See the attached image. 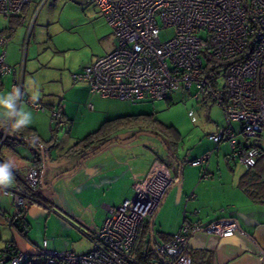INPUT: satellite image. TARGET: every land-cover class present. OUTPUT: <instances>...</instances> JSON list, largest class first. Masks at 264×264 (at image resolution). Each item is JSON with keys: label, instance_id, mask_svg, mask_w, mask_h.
Wrapping results in <instances>:
<instances>
[{"label": "built area", "instance_id": "built-area-1", "mask_svg": "<svg viewBox=\"0 0 264 264\" xmlns=\"http://www.w3.org/2000/svg\"><path fill=\"white\" fill-rule=\"evenodd\" d=\"M31 0H0V14L15 16ZM111 25L116 46L110 52L71 74L74 82H84L90 92L105 98L127 100H164L172 92H190L197 101L209 100L222 106L225 123L209 138L216 144L227 141L229 158H239L246 166L256 163L258 150L244 142L264 133V0H91ZM172 27V37L162 40L161 29ZM7 40L0 36V77L16 74L11 90L23 91V72L18 74L5 62L3 49ZM237 57L223 67H214L213 59ZM23 99V97H22ZM35 110L46 105L26 99ZM55 128L63 127L62 112L51 106ZM238 123V128L233 124ZM8 128L1 132L0 144ZM37 140V139H36ZM54 140L45 144L37 140V149L45 160ZM213 149V150H214ZM211 151L191 161L205 163ZM158 169V172L153 173ZM155 170V171H156ZM40 169L31 165L24 183L14 189H2L11 196L13 212L5 222L18 233L23 212L37 199ZM204 177L207 175L204 174ZM174 177L165 166L157 165L143 181L134 184V194L117 206H107L102 225L93 232L94 248L77 255L67 249L35 247V254L19 250L6 241L0 247V264H192L189 238L204 228L207 234L221 237L238 231L233 219H222L204 227L184 220L178 231L164 242L150 238L141 241L143 231ZM196 213V210L192 212ZM149 235V233H148ZM34 256H37L36 259ZM261 264L264 253L260 252Z\"/></svg>", "mask_w": 264, "mask_h": 264}, {"label": "rangeland", "instance_id": "rangeland-1", "mask_svg": "<svg viewBox=\"0 0 264 264\" xmlns=\"http://www.w3.org/2000/svg\"><path fill=\"white\" fill-rule=\"evenodd\" d=\"M2 33L10 37H5ZM174 33V28L168 27L161 29L160 37L166 40ZM0 35L7 40L3 48L6 52L5 62L17 72L24 73L25 94L21 107L44 122L48 117L52 129H55V121L51 119V108L47 104H52L51 101L61 103L67 111L68 126L58 127L57 137L54 139L56 145L52 146L51 150L55 148L57 151L60 149L64 151L77 139L98 129L107 119H112L107 126L110 130H117L116 134L120 140L128 139L139 131L156 133L157 138L140 134L122 145L127 146L125 154L132 155L140 167L152 163L157 151H165L164 148L171 150L177 157L179 163L174 162L178 168L186 165L191 167L192 158L215 147L216 144L209 135L215 133L218 127L225 123L222 106L216 103L206 99L197 101L190 92L182 91L172 92L170 101L143 100L132 103L102 97L90 92L86 83L72 80L73 72L110 52L116 46L111 25L93 1L31 0L16 16L0 14ZM10 58L14 59L15 65L9 63ZM30 82L34 83L30 85ZM29 87H33V90L38 89L40 93L38 100L46 105L45 111H35L27 103L26 99L31 96ZM0 94H7V91L2 90ZM54 107L57 108L56 105ZM138 114H143L142 116L147 118L140 120L138 116L136 118L126 116ZM151 118L153 121L157 120L158 124L152 125ZM140 124L152 126H148L149 130H141L137 126ZM233 125L238 128L239 124ZM44 127L42 137L47 140L51 133L48 127L45 125ZM239 138L244 141L241 135H238L237 139ZM244 143L264 146V140H258L257 137L249 138ZM225 153H230L227 141L221 142L220 152L213 153L212 160L218 161L219 176L228 188L233 180L236 182L239 180L238 177L245 172L246 166L237 157L226 160ZM166 165L169 171L173 170L172 164ZM201 167L200 165L194 167L200 171L199 178L202 175ZM73 174L75 172L61 176L49 186L44 185L52 179L38 185L39 199L45 203L31 202L25 212V219L29 224L28 237L36 241L37 248H43V242L47 238L52 239L54 249H67L77 255L86 254L94 248L91 236L104 220V209L101 206L104 192L100 190L98 191L100 194L86 196L83 202H73L71 191L74 185H77L75 181L81 178L80 173H77L76 177H71ZM91 184L93 183H87L85 187L79 185L78 191L86 194L92 188ZM177 186L178 182L168 190L171 191ZM219 189L223 188L221 186L215 188V192L217 193ZM107 191L105 189V192ZM133 194L134 190L129 198ZM173 203L162 210L154 220L155 240L161 238L158 234L159 222H166L165 227L169 228L176 219L177 202ZM8 204L12 213L10 201ZM86 204L90 206L87 207ZM65 205H68L77 218L64 210ZM61 214H66L67 217ZM8 233L10 232L4 231L2 239L9 238Z\"/></svg>", "mask_w": 264, "mask_h": 264}, {"label": "crops", "instance_id": "crops-1", "mask_svg": "<svg viewBox=\"0 0 264 264\" xmlns=\"http://www.w3.org/2000/svg\"><path fill=\"white\" fill-rule=\"evenodd\" d=\"M4 34L2 33L5 37H10L6 33ZM9 63L14 64V59L10 58ZM14 72L17 74L19 73L15 69ZM15 75L12 73L0 78L2 82L0 92L2 90L7 91V93L11 91ZM51 102L52 104L48 103L47 105L49 107L56 105L66 119L65 125L68 126L69 119L64 106L61 103L56 104L53 101ZM44 125L49 128L51 133L50 138L47 140L42 137V131L45 128ZM27 127L30 128L38 141L46 144L52 138L53 133L51 132L52 128L50 127L48 117L45 122L43 119L33 117L32 123ZM143 129L144 128H141V130ZM56 133L55 137H57ZM112 137L119 138L116 133L113 134ZM256 137L258 140H264L262 133ZM239 141L244 143L242 138H239ZM123 144L124 143L120 142H114V144L110 143L102 150L85 158L80 163L78 168L74 171L75 174L71 176L76 177V175H78L77 173L81 174L79 181H75L77 185H74L71 191V200L73 202H83L86 196L100 194L98 191L102 190V192H104V196L102 197L104 198L101 206L104 209V219L107 215V206H117L116 204H121L124 200L129 199V195L134 190L133 186L135 183L143 181L151 174L152 170L157 165L165 166L169 171L170 169L165 163H170L172 164L173 170L169 171V173L173 177H175L178 172L180 173L179 180L177 181L178 186L171 191H169V188L166 192L164 202L157 208L158 211L154 220H156L158 214L162 210L166 209L167 206L173 202H177L176 219L169 228L165 227L166 222H159L160 230H158V234L161 238L156 241L164 242L166 239L172 237L178 231L184 216H186L188 220L198 221L202 227L218 220L233 219L238 221L240 227L247 235L239 230L233 235L226 237L207 234L203 231L192 234L188 241L192 264H261L260 251L264 250V203L253 201L238 186L239 180H237V182L233 180L228 188L224 185L223 179L219 176L220 165L217 160H215V162L212 160L213 153L220 152L221 143L217 150L210 155L209 161L206 164L207 177L201 176L202 179L199 178L200 171L194 168L196 166L188 167L186 165L178 168L172 157L163 150L157 151L156 158H154L152 163L140 167L138 166V161H136L132 155L125 154V152H127V150H125L127 146H122ZM34 145L33 143L15 138H8L0 144V159L4 161L11 157L16 164V168L14 169L15 183L8 189H14L23 185L27 169L34 164L36 156H39L40 150ZM55 145L56 143L54 146ZM258 146L264 149V146ZM62 150L63 149L58 151L55 150V148L52 150L50 149L49 158L45 160L43 182H49L53 177L66 172L76 164L78 157H62L61 155L67 148L64 151ZM52 151L53 154H51ZM204 152L206 151L198 154L201 155ZM224 156H226V160L232 159L228 157L227 153H225ZM39 167L41 168V166ZM239 178L240 177H238V179ZM87 183H93L91 184L92 188L87 191L86 194L79 192V185L82 184V187H85ZM220 186L223 189L217 190L218 192L216 193L215 188H219ZM105 189L108 190V193L105 192ZM37 191L40 193L38 187ZM7 199L11 204V196L2 193V188H0V247L6 241L12 240L19 250L33 256L35 254V247L31 244L33 240L28 237V231L26 235H21L4 220L5 215L11 214L8 201H6ZM86 205L87 207L90 206V204ZM63 208L68 213L72 214L73 217L75 216L68 205H65ZM195 209L197 210V214L192 213ZM61 215L67 217L66 214ZM75 218L77 217L75 216ZM4 231L5 233L8 231L10 232L8 233L10 235L9 238L4 237L5 239H2ZM46 240L49 247H52V239L47 238Z\"/></svg>", "mask_w": 264, "mask_h": 264}, {"label": "trees", "instance_id": "trees-1", "mask_svg": "<svg viewBox=\"0 0 264 264\" xmlns=\"http://www.w3.org/2000/svg\"><path fill=\"white\" fill-rule=\"evenodd\" d=\"M10 29H13V28H10ZM2 32H4V31H2ZM213 60H214V67H223V66H225L227 64H230V63H232L234 61L239 60V58L232 57V58H227V59H213ZM1 86H2V82L0 80V90H1ZM164 100H169L170 101V96L168 98L164 99ZM148 101H153V100H148ZM137 102H139V101H137ZM134 103H136V102H134ZM142 115L143 114L126 115V116H128L130 118L131 117L136 118V116H138V117H140V120H144V119L147 118V117L144 118ZM144 115H148V114H144ZM109 121H112V119H107L104 123H102L100 125V127L98 129H96L93 132L88 133L87 135H85L82 138L77 139L71 146H69L67 148V150L61 156L62 157H78V158H80L81 156H84L88 152H90V151L96 149L97 147H99L106 140H108L110 138H116V137H112V136H113V134L116 133L117 130L115 131V130H110L109 129V127L107 126ZM133 121H136V120H133ZM137 121H139V120H137ZM151 121H153L152 118H151ZM151 124L155 126L156 124H158V121L154 120ZM152 125H150V124H146V125L140 124V125H137V126H139L138 128H140V129L144 128L146 130H149L148 126H152ZM4 128L5 127H0V137H1V132H2V130ZM51 131L53 133L52 138L46 144H49L51 141H53L55 139V133L58 131V128L51 129ZM10 133H14L16 135L24 136L26 138L37 139L35 137V135L32 133V131L30 130V128H28V127L23 128L22 130H20L18 132H11L8 129V133L6 134V136H5L4 140L2 141V143L8 138H13V137L10 136ZM15 139H17V138H15ZM34 146L37 148L36 144ZM252 146H255L257 148V150H258V154L256 156V163H255L254 166L246 168L245 172L239 178L238 186L253 201L258 202V203H264V149H262L261 147H259L256 144H252ZM213 149H212V153L215 150H217V149H214V150ZM230 153H231V151H230ZM230 153H228L227 155H229ZM198 157H196V158H198ZM196 158L190 160V162L195 160ZM232 159H234V157H232ZM208 161H209V159L205 163L200 165V166H202V175H201L202 177H204V174L207 175L206 164H207ZM0 162H3V160L0 159ZM163 163H165V162H163ZM165 164H167V163H165ZM33 165L38 167L40 169V171H41V168L39 167V166H41V160H40L38 155L36 156L35 162H34ZM193 166H195V165H193ZM196 166H198V165H196ZM179 177H180V173L178 172L177 175L174 177L173 184H175L179 180ZM36 197H37V199H39L38 191L36 193ZM26 210L23 212V214L21 216V219H22L21 221L24 222V226L18 227V231H19V233L21 235H26L27 231L29 230V224H28V222L25 219ZM194 214H197V210H196V213H194ZM184 220H188L186 216H184L183 221ZM188 221H191V220H188ZM195 222H198V221H195ZM149 228L150 227L147 226L146 229L143 231L142 236H141V241L144 240V239L150 238V236L148 235V233L150 232ZM154 240H155V235H154ZM166 240H168V239H166ZM8 241L14 243L12 240H8Z\"/></svg>", "mask_w": 264, "mask_h": 264}, {"label": "clouds", "instance_id": "clouds-1", "mask_svg": "<svg viewBox=\"0 0 264 264\" xmlns=\"http://www.w3.org/2000/svg\"><path fill=\"white\" fill-rule=\"evenodd\" d=\"M33 83L30 82V85ZM29 92L32 101L38 100L40 95L38 89L33 90V87H29ZM24 94L20 87H14L7 94H0V127H7L11 132H18L32 123V113L21 107ZM15 168L16 164L11 157L0 162V188L7 189L14 185Z\"/></svg>", "mask_w": 264, "mask_h": 264}, {"label": "water", "instance_id": "water-1", "mask_svg": "<svg viewBox=\"0 0 264 264\" xmlns=\"http://www.w3.org/2000/svg\"><path fill=\"white\" fill-rule=\"evenodd\" d=\"M3 131V130H2ZM140 134H145V135H149V136H152V137H155L157 138V135L151 133V132H145V131H139L137 132L134 136L128 138V139H125V140H120L118 138H110L108 140H106L103 144H101L99 147H97L96 149L88 152L86 155L84 156H81L80 158L77 159L76 161V164L73 166V168H71L70 170L64 172V173H61V174H58L56 175L54 178H52V180L44 185V186H49L51 185L52 183H54L59 177L63 176V175H66V174H70V173H73L77 168L78 166L80 165V163L87 157L89 156H92L93 154L97 153L98 151L102 150L104 147H106L108 144L110 143H113V142H120V143H127L129 141H131L132 139H134L137 135H140ZM10 136L13 137V138H17L19 140H23L25 142H29V143H33V144H37V140L34 139V138H26L24 136H20V135H16L14 133H10ZM165 152L170 155L172 157V159L176 162V163H179L177 157L174 155V153L169 150L168 148H164ZM39 158L41 160V171H40V176H39V184L40 185H43V175H44V171H45V158H44V153L43 151H39ZM164 199H165V196L163 197L162 201L160 202L159 206H161L164 202ZM157 211L158 209H156L153 217H152V220L149 224V236H150V239H154V232H153V224H154V218H155V215L157 214ZM237 222V225H238V230L241 231L242 233H244L245 235H247L246 232H244V230L240 227L238 221ZM200 231H203L204 232V228L201 229ZM261 250V249H260ZM260 252L264 253V250H261Z\"/></svg>", "mask_w": 264, "mask_h": 264}, {"label": "bare ground", "instance_id": "bare-ground-1", "mask_svg": "<svg viewBox=\"0 0 264 264\" xmlns=\"http://www.w3.org/2000/svg\"><path fill=\"white\" fill-rule=\"evenodd\" d=\"M155 170H156V169H155ZM155 170L153 171V173L158 172V169H157L156 171H155Z\"/></svg>", "mask_w": 264, "mask_h": 264}]
</instances>
